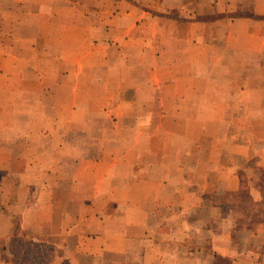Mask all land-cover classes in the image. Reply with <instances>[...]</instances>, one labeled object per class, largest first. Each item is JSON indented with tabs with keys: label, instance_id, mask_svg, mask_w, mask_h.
Masks as SVG:
<instances>
[{
	"label": "crops",
	"instance_id": "crops-1",
	"mask_svg": "<svg viewBox=\"0 0 264 264\" xmlns=\"http://www.w3.org/2000/svg\"><path fill=\"white\" fill-rule=\"evenodd\" d=\"M2 1L0 264L19 236L37 264H264V216L248 228L227 199L264 171V136L223 134L264 110V82L246 84L252 58L264 74V0ZM59 25L72 101L18 85L30 65L6 50L49 47Z\"/></svg>",
	"mask_w": 264,
	"mask_h": 264
},
{
	"label": "rangeland",
	"instance_id": "rangeland-1",
	"mask_svg": "<svg viewBox=\"0 0 264 264\" xmlns=\"http://www.w3.org/2000/svg\"><path fill=\"white\" fill-rule=\"evenodd\" d=\"M114 1H116V0H114ZM5 2H3V1L1 2V3H3L0 7L1 8L0 10H2V11L5 10V9H3L5 6ZM89 8H92V7L89 6ZM88 10H90V9H88ZM248 10L249 9H244V10H242V12L240 11V14H244L246 12L248 13ZM54 11H58V12H56V14L54 16L57 19L59 24L61 21L63 22L62 18H64V20H66V21L68 19L72 18V13H71L72 11L69 9H54ZM90 15L93 16L94 13L88 14L87 16L90 17ZM26 30L29 31L28 29H26ZM64 32H65V30L64 31L62 30L61 25H59L57 29H52V33H54V36H55L54 41H57V42L53 45H50L49 47H47L46 45H42L38 42L36 43V45H30V46L12 45L11 50H9L8 47H6V50H8L7 52H10V54H12V53L17 54L22 59V61L26 60V61H28L27 62L28 65H30V66H28L27 73L29 74V77H33V78H21L20 77L17 79L18 85H22V86L27 87V88L39 87V86H43L45 88L46 87H53V90H55L56 88H59L58 86H60V88H61L59 91L60 98L64 99V101H68L69 99H71V101L73 100V95H72L73 84L72 83H74V82L71 81L72 79H68V80L62 79V78H59L58 75L56 76L57 79H56V77H54V75H56L58 73V71L62 74V72L66 69L65 64L63 63V61L60 59V57L57 54L58 49L59 48L61 49L62 46H64L63 45L64 40L62 41V37H63ZM58 34H60L59 39L57 38ZM59 41H61V42H59ZM28 49L30 51V55L25 56ZM252 61H253V63L251 65H253V66H252L251 70L254 71L253 72L254 77L251 80H249L247 78V80H249V81L246 82V84L249 85V87H251V88H255L257 86V83L264 82V74H261L262 72H260V67H261V64H263V63H262V61L260 62V59H258L256 57L252 58ZM54 63H55V66L53 67L52 64H54ZM58 65H61V66L58 67ZM53 68L55 70V73L53 72ZM232 69H235V68H232ZM140 80L142 81V79H140ZM58 82L60 84H58ZM81 82L87 83L88 79L87 78L82 79ZM47 85H49V86H47ZM225 86H227V84L224 85V87ZM260 88L261 89H259L257 91V95H256L257 99L260 98L261 96H262V99L264 98V93H263L264 89L262 91V88H264V85L261 86ZM256 89H257V87H256ZM124 97H125L124 100H129V99H134L135 95H132L131 93H127V94H125ZM44 99H45V101L46 100L48 101V105L50 106V110H49V108L45 109V111L42 110L41 115H44L45 117H47L48 115H54L55 111H54V109H52L51 106L54 107V102L56 101L55 94L53 93L52 95H50L49 98H44ZM248 112H250L251 113L250 115L255 119V121L252 124L247 125V123L245 122V124L242 125L245 118L235 120V122H234L235 124L231 125V127L229 129H227L226 127H223V131H224L223 134L227 136V135L231 134L232 132H236L237 134H240V133L242 134V132H243V136H245L244 133L245 132L247 133L248 131H250L248 133V136L249 135L257 136V137L264 136V110H255V111H248ZM230 115H232V114H230ZM240 115H241V117H244L243 114H240ZM37 116H38V114L36 115L35 112L27 113V115H25V117L28 119H33V118H36ZM236 116L237 115L235 114L234 117L236 118ZM239 124H241V125H239ZM243 127H245L246 129L241 130ZM237 136L242 137V135H236V137ZM71 139H72V137L70 136V145L72 144ZM220 146L221 145H219V148H222V146L221 147ZM261 148H264V147L261 146ZM225 159L230 161L234 158H232L229 155ZM237 160H238L240 165H247V166H251L249 168H255L253 166V163L251 162V160H247L245 158H242L241 160L240 159H237ZM247 174H248L247 176H245L244 173H240L238 175L240 180L242 181V184H244L243 185L244 189L240 190V192H238L237 195L227 196V199L231 203H233V205H236V209L238 210L237 212L241 215L242 219H246V221H243L241 224L244 226H248V228H251L255 224V221L258 220V216L256 215L257 213H260L264 216V200H263V197L259 200V202L257 203V206H254L252 204V198L256 194V189H253L252 187L254 186L255 188H257L260 186L261 188H264V171L258 170L252 178L249 177L251 173H247ZM248 183H249V186H248ZM251 183H252V185L254 183L255 184L257 183V184H256V186L254 184L253 186L251 185V187H250ZM259 193H264L263 189L258 190V194ZM258 194H256V195H258ZM250 218H251V221L249 222L248 220H250ZM16 232H17V235H19L20 231H16ZM239 236L244 238V239L247 238V235H245L244 233H241ZM16 241H17L16 243L12 244L11 253L16 260L18 258V260H19L18 263L25 264V262L28 260L29 255L25 256V254H23V253L26 250V248H25L26 246H31L29 244L30 242L27 240L23 241V238L20 236L17 237ZM36 247H40V246L38 245ZM37 251L38 250H36L34 252L37 254L38 253ZM31 256H32V254H31ZM25 258H27V259H25ZM36 258H37V262H38L39 261V254Z\"/></svg>",
	"mask_w": 264,
	"mask_h": 264
},
{
	"label": "trees",
	"instance_id": "trees-1",
	"mask_svg": "<svg viewBox=\"0 0 264 264\" xmlns=\"http://www.w3.org/2000/svg\"><path fill=\"white\" fill-rule=\"evenodd\" d=\"M26 248V250H25V252L23 253V254H25V256L26 255H29L28 256V260L25 262V264H37V254L34 252V251H36L37 250V247H35L34 245L33 246H26L25 247ZM35 254H34V253ZM31 254H32V256H31ZM25 259H27V258H25ZM18 258H17V264H20V263H18Z\"/></svg>",
	"mask_w": 264,
	"mask_h": 264
}]
</instances>
